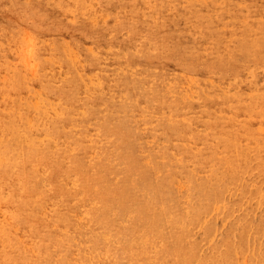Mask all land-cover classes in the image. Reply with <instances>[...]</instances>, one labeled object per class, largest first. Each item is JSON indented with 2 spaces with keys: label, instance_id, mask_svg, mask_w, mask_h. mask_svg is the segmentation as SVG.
I'll use <instances>...</instances> for the list:
<instances>
[{
  "label": "rangeland",
  "instance_id": "rangeland-1",
  "mask_svg": "<svg viewBox=\"0 0 264 264\" xmlns=\"http://www.w3.org/2000/svg\"><path fill=\"white\" fill-rule=\"evenodd\" d=\"M11 102L0 264H264V0H0Z\"/></svg>",
  "mask_w": 264,
  "mask_h": 264
},
{
  "label": "bare ground",
  "instance_id": "bare-ground-1",
  "mask_svg": "<svg viewBox=\"0 0 264 264\" xmlns=\"http://www.w3.org/2000/svg\"><path fill=\"white\" fill-rule=\"evenodd\" d=\"M10 104L11 105L8 107V110L11 111V112L5 114L6 116H0V165L2 164L4 158L8 157V156L5 155V154H7V151H9L11 149L13 150V148L15 149L16 147H19L21 145H29L28 148L23 151V156H25V155L29 154L30 152L35 151V150L38 149L35 145H31V139L29 137L20 135L19 131L15 127L12 126L11 120H12V117H13V115L15 113L16 105H15L14 102H11ZM36 114L40 118L46 117V112L44 110H38ZM6 133H7L8 136L5 135ZM7 141H13V144H12L11 147H5L4 146V143L7 142ZM12 156L14 157L15 155H12ZM15 159H16V156H15ZM8 198L10 200V195L9 194H8ZM8 221H9V223L14 222L13 216L9 215ZM7 244H13V243L7 236L0 237V247L2 246L1 250ZM8 250L10 251V249H8ZM6 254H5V258L7 257ZM6 260L8 261V259H6ZM11 263L13 264L12 261H11Z\"/></svg>",
  "mask_w": 264,
  "mask_h": 264
}]
</instances>
